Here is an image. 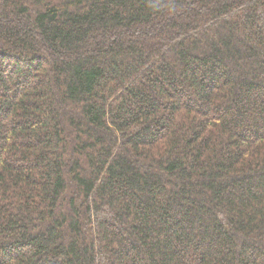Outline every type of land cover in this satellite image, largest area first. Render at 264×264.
I'll list each match as a JSON object with an SVG mask.
<instances>
[{"label":"trees","instance_id":"trees-1","mask_svg":"<svg viewBox=\"0 0 264 264\" xmlns=\"http://www.w3.org/2000/svg\"><path fill=\"white\" fill-rule=\"evenodd\" d=\"M0 264H264V0H0Z\"/></svg>","mask_w":264,"mask_h":264},{"label":"rangeland","instance_id":"rangeland-1","mask_svg":"<svg viewBox=\"0 0 264 264\" xmlns=\"http://www.w3.org/2000/svg\"><path fill=\"white\" fill-rule=\"evenodd\" d=\"M49 3H54L56 0H47ZM83 140V139H82ZM71 149H73V152H71V151H69V153L71 154L68 158H70L71 160L73 159H77V156L75 155V152H76V148H75V146H72L71 147ZM70 149V150H71ZM84 170L86 169V168H84L83 166H81ZM67 194V198H69L70 197V195L68 194V192L66 193Z\"/></svg>","mask_w":264,"mask_h":264}]
</instances>
